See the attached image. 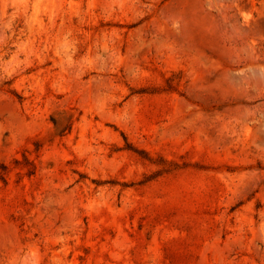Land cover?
<instances>
[{
    "label": "rangeland",
    "instance_id": "374dc122",
    "mask_svg": "<svg viewBox=\"0 0 264 264\" xmlns=\"http://www.w3.org/2000/svg\"><path fill=\"white\" fill-rule=\"evenodd\" d=\"M0 264H264V0H0Z\"/></svg>",
    "mask_w": 264,
    "mask_h": 264
}]
</instances>
